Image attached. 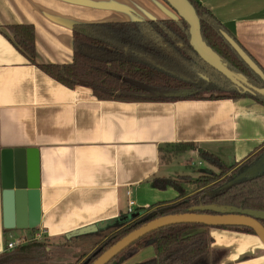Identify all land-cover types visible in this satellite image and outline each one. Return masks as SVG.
<instances>
[{"label":"crops","instance_id":"crops-1","mask_svg":"<svg viewBox=\"0 0 264 264\" xmlns=\"http://www.w3.org/2000/svg\"><path fill=\"white\" fill-rule=\"evenodd\" d=\"M194 1L230 30L264 70V0ZM177 19L164 0H0V255L10 252L11 238H30L40 230L46 232L41 242L50 253L42 264H76L81 255H72L73 239L115 232L118 227L107 233L112 223L130 218V200L138 218L145 215L141 209L149 214L156 210L151 207L175 200L173 194L164 199L167 190L154 183L174 179L171 164L188 154L163 163L161 148L192 144L191 154L199 157L203 150L228 167L241 166L264 148V106L252 98L100 101L88 87L70 89L49 77L8 38L9 26L32 25L37 63L69 65L75 25ZM19 149L39 152L41 223L34 230L4 226L2 152ZM89 226L98 230L68 238ZM208 233L210 264H264L257 237L219 228ZM83 249L89 254L95 247ZM145 249L125 264L143 262L131 263ZM215 252L224 255L215 257Z\"/></svg>","mask_w":264,"mask_h":264},{"label":"trees","instance_id":"trees-1","mask_svg":"<svg viewBox=\"0 0 264 264\" xmlns=\"http://www.w3.org/2000/svg\"><path fill=\"white\" fill-rule=\"evenodd\" d=\"M201 22L204 41L226 62L229 68L243 74L249 82L264 88V82L234 51L222 36L227 33L241 48L232 32L208 9L189 0ZM10 38L15 47L45 74L70 89L88 87L100 101L176 102L184 100H237L252 98L264 106V96L243 93L224 75L206 64L190 44V27L182 19L127 23L79 24L73 29L74 60L69 65L38 64L36 33L32 25L9 26ZM264 72V70H263ZM170 93H188L187 97H168ZM195 149L192 144L161 148L162 162L169 163L181 148ZM199 157L214 169L201 171L197 180L188 176L177 179H156L154 186L161 191L172 188L178 198L150 208L156 209L143 217L137 215L124 221L115 232L96 244L89 255H82L76 264H92L106 250L125 236L156 217L180 215L198 206L218 205L240 210L264 212V174L226 186L245 168L264 155V148L241 166H226L216 156L198 150ZM184 184L191 189L186 191ZM195 190L191 192L192 188ZM149 210V211H150ZM207 214H214L208 212ZM264 225V221H261ZM200 224L174 225L154 231L138 240L110 264H122L147 246H153L157 264H208L213 256V240ZM256 237L252 229L244 227H216ZM37 230H34V235ZM47 243L32 241L0 255V264H42L47 261Z\"/></svg>","mask_w":264,"mask_h":264},{"label":"water","instance_id":"water-1","mask_svg":"<svg viewBox=\"0 0 264 264\" xmlns=\"http://www.w3.org/2000/svg\"><path fill=\"white\" fill-rule=\"evenodd\" d=\"M190 27V44L199 57L209 66L224 75L243 93L264 96V88L252 85L243 74L232 71L228 64L203 39L201 22L196 9L189 0H164ZM222 36L240 56L242 61L264 82V72L256 62L227 33ZM168 97H187L188 93H170ZM264 174V155L254 164L243 169L226 186L255 179ZM2 189L4 226L6 229L34 230L41 223L40 162L36 149L5 150L2 152ZM212 212L214 214H207ZM154 212L149 221L131 232L106 250L92 264H110L118 255L138 240L165 227L184 224H200L207 227H244L252 229L264 246V212L240 210L218 205L198 206L189 213L156 217ZM134 217V216H133ZM98 230L89 226L74 231L68 238L86 235Z\"/></svg>","mask_w":264,"mask_h":264},{"label":"rangeland","instance_id":"rangeland-1","mask_svg":"<svg viewBox=\"0 0 264 264\" xmlns=\"http://www.w3.org/2000/svg\"><path fill=\"white\" fill-rule=\"evenodd\" d=\"M181 149H184V152H186L188 155L179 157L177 160L174 161V163L171 164L172 165L171 170H173L172 175H175L174 179H177L178 178L177 176H188V177L192 178L193 180H197L198 177L201 175V171L210 169L208 164L204 163L198 156L191 154V152L194 151V148L191 149L189 147V148H181ZM190 157L192 158V160L188 161V159ZM188 163H190L189 164L190 167L188 166ZM183 186L187 192L190 191L191 187L189 184H184ZM194 190H195V187L192 188L191 192H193ZM165 192L166 193H164V194H166L165 195L166 197L164 199H172V196L170 194L178 196V192L173 190L172 188L168 189ZM130 218H132V216H130ZM120 225H121V223H119V222H116V224L112 223V225H110V228L113 227V229H115L116 227H119ZM110 231H112V228L110 230H108L107 233ZM105 237H106L105 233L104 234L98 233L96 235H91L90 237H86V238H83V237L74 238L72 241V250H73L72 255H74L76 258L79 255L82 256L83 254H85V256H89L91 253L88 254L87 253L88 249H83V248L89 247V249H90L92 247H95V249H96V244L99 241H102ZM78 251H80V252H78ZM222 253L223 252H220V253L215 252L214 255H215V257H219V256L222 257V255H224V253L223 254ZM155 257H156L155 249L153 248V246H149L144 251H142V253L138 254L131 261V263H134L137 260H144L145 261V259L146 260L147 259H153Z\"/></svg>","mask_w":264,"mask_h":264},{"label":"built area","instance_id":"built-area-1","mask_svg":"<svg viewBox=\"0 0 264 264\" xmlns=\"http://www.w3.org/2000/svg\"><path fill=\"white\" fill-rule=\"evenodd\" d=\"M128 195H130V193H128ZM136 203L134 200H130L129 204H128V210H127V215L128 216H133L134 211V207H135ZM44 234H46L45 231H38L36 232L34 235H32L30 238H25V237H20V238H11L7 244H6V250L7 251H12L20 246H24L26 244H28L29 242L32 241H38L41 242V240L44 237Z\"/></svg>","mask_w":264,"mask_h":264},{"label":"flooded vegetation","instance_id":"flooded-vegetation-1","mask_svg":"<svg viewBox=\"0 0 264 264\" xmlns=\"http://www.w3.org/2000/svg\"><path fill=\"white\" fill-rule=\"evenodd\" d=\"M147 247H149V246H147ZM146 247V248H147ZM145 249V248H144ZM136 255V254H135ZM135 255H133L131 258H129V259H127L125 262H123L122 264H125L126 262H128V261H130ZM158 263V261H157V256H156V258H153V259H147V260H145V261H143V262H138V263H135V264H157Z\"/></svg>","mask_w":264,"mask_h":264}]
</instances>
